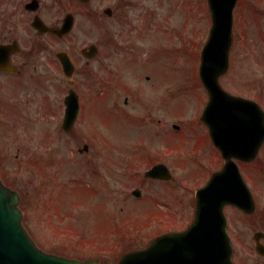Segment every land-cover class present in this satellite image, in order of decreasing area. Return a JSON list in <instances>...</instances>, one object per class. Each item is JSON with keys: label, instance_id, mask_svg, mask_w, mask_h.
Listing matches in <instances>:
<instances>
[{"label": "rangeland", "instance_id": "374dc122", "mask_svg": "<svg viewBox=\"0 0 264 264\" xmlns=\"http://www.w3.org/2000/svg\"><path fill=\"white\" fill-rule=\"evenodd\" d=\"M123 1L91 0L89 8L79 9L75 30L65 42L71 43L73 57L82 47L90 44H96L101 51L97 62L87 68L88 73L95 74L99 83L90 92L93 96L99 93V156L94 155L97 152L94 149L88 154L79 153L84 135L76 134L75 139L72 135L60 133L54 128L53 120L47 121L44 115L38 113L36 96L51 94L46 82L44 89L37 94L36 90L30 89V95H35L28 105L23 106L21 100L24 99L22 95L25 91L16 89L0 74V177L7 186L20 194V208L26 212L24 225L29 231L40 229L47 232L49 227L58 226L60 222L58 218L55 219V214L45 213L47 206L60 212V217L71 212L68 214L70 220L62 223L71 222V226L76 229L79 226L82 235L68 229L63 235H51L48 242L42 243L43 248L79 258H95L100 264L114 259L113 264L137 242H145L133 235L132 240L125 237L113 244V235L110 233L106 236L105 232L108 227H113L111 222L121 213H111L109 216L105 208L107 203L133 205L131 220L135 222L141 219L147 224L156 218L179 212L181 218L176 219L175 223H178V227H186L191 222V212L194 213L193 193L220 166V159L208 143L200 122L201 112L207 103L198 76L200 50L210 29L206 0ZM106 7L113 10L114 17L111 20H106L102 14ZM249 7L262 11L263 18L260 12L256 15L257 25L251 16L252 12L248 11ZM100 11L103 19L98 21L96 13ZM0 42H3V5H0ZM64 46L68 49L67 44ZM120 49H124L127 56L132 53L127 58H119L123 56ZM42 56L39 54L40 59ZM116 58H119L120 63L117 64L121 69L114 66ZM79 63L84 64V61ZM97 69L100 72H96ZM47 71L45 63L39 70L42 78H49ZM78 77L82 78L81 75ZM147 78L149 81L145 82ZM222 78L227 87L225 89L237 95L257 96L252 82L262 85L264 90V0H238L234 11L229 69ZM115 82L117 86L122 84V88L113 85ZM101 84L103 86L99 91ZM140 84L144 86H138ZM127 87L144 108L167 115L168 130L176 121V125L181 128V132L168 133L166 137L167 147L175 156L174 160V157L165 153L167 165L176 179L174 184H177L172 186V192L171 185H163L164 189L156 184L145 185L146 193L143 189L142 196L158 195L132 201L131 197H124V194L138 185V178L147 166L137 164L132 170V180L128 182L125 176L129 168L119 164L116 166L117 171H112L110 165L106 164L110 163L115 153H120L119 157H126L123 152L130 154L131 143L141 139V134L132 130H137L138 124L135 128L128 127L123 114L116 108V98L121 104L125 97L132 99L126 91ZM3 99L16 106L3 112ZM261 99L264 104V94ZM144 108H138L132 100L123 113L133 116L140 111L145 115L148 111ZM138 121L136 119L134 123ZM189 137L201 148L207 149L210 155H198L191 160L184 157L182 153L185 147L192 146V139H188L186 145L185 139ZM131 155L136 157L134 153ZM261 157L264 160V151ZM89 159L99 162L102 176L98 180L103 178L107 183L111 198L105 200L98 191L103 187L90 182L92 179L89 178L88 169H94L95 166L86 164L91 163ZM239 168L247 179L257 180L263 176L252 165ZM249 181L257 201L264 207V186L258 187V184L264 183ZM164 190L167 192L166 197L159 195ZM172 208L173 212H167ZM127 217L126 214L118 219L125 221ZM61 219L63 221L64 217ZM154 222L152 226L157 224L164 227L163 222Z\"/></svg>", "mask_w": 264, "mask_h": 264}, {"label": "flooded vegetation", "instance_id": "af4514ba", "mask_svg": "<svg viewBox=\"0 0 264 264\" xmlns=\"http://www.w3.org/2000/svg\"><path fill=\"white\" fill-rule=\"evenodd\" d=\"M121 1L124 2L123 0H119V2ZM0 5H3V45H9L4 58L10 62L11 66H15L16 71V74L3 72V77H6L13 84L12 86H16V89L21 88V91H25L22 95L24 99L21 100V105H28L31 101L30 99H33L34 95L41 89H44L46 82L51 94L37 95L35 98V106L38 108V113L44 115L43 117L55 118L54 124L58 123V129H61V122L67 108V99L70 96V92H75L78 110L73 128L68 135H72L75 139H77L76 134L84 135L82 138L84 139L82 146L87 149L86 153L91 149H97L99 142H97V136L95 134L98 132L97 126L100 116L99 93L93 96L90 92L93 88H97L99 83L95 79V74L88 73L87 68L97 62L101 51L97 52L93 59L87 61L81 55V50L84 47L73 57L71 54V43H65L70 39L75 30L77 24L76 17L79 9H87L91 4H82L77 0H1ZM102 14L104 15V10H102ZM68 15H72L75 21L71 33L65 36H56L53 34L50 30L56 31L60 29L63 20ZM111 16L107 17L109 18L108 20L114 17L113 10ZM96 17L98 21L103 19L101 11L96 13ZM37 23L41 24L40 29L36 28L35 25ZM28 43L30 44L29 46L26 45ZM64 44L68 45V49ZM120 51L123 53V56H120V58L124 59L128 57L124 49H120ZM39 54L43 55L41 59ZM60 54H63V56L68 55L71 58L75 66L72 78L65 76L59 62L58 56ZM79 61H84V64L79 63ZM45 63L48 66L47 73L49 78L47 79L42 78V75L39 73V70L44 67ZM117 63H120L118 58H116L115 67L121 69ZM96 72H100V69H97ZM43 73L44 71H42ZM78 75H81L82 78L78 77ZM146 80L149 81V78ZM100 88L101 85L99 86ZM30 89L36 90V93L30 95ZM129 96L132 99L126 97L122 100V104L118 100L116 102V108L123 114L127 124H131L134 128L138 124L139 128L136 131L141 134L140 144L149 143V145L146 148H139L140 153L133 160L118 157L113 159V165L118 166L120 163L123 165H131L130 162L135 163L145 160L151 165L166 163L163 145L166 142L168 132L167 116L164 113H158L157 111L144 108L132 95ZM128 99L130 102L134 100L138 108H144L148 113L142 115L138 111V114L133 116L123 113L126 111L125 107L130 104ZM9 102L3 99V112L7 111L10 107L14 108L16 106L15 103L10 104ZM17 105L20 106V104ZM136 119L139 121L134 123ZM79 128L81 130H78ZM194 149L195 147H193ZM113 165L111 166L114 167ZM98 171H101L100 167ZM148 181L151 180H140L137 188L140 190L141 188L144 189V185ZM156 182L167 183L164 181ZM98 185L103 187L101 189L103 193L109 190L104 179H99ZM131 192L130 194H132ZM254 201L256 207L253 212L246 214L239 211V216L234 214L233 220L228 222L227 232L230 236L231 259L234 264H264V255L261 254L264 253V209L257 212L258 205L255 198ZM106 208L112 209L114 212L123 211L124 209V207L118 205ZM235 217H238V220H235ZM146 225L147 223L144 224V228L138 226H126L124 228L113 227L111 233L117 240H122L125 237L132 240L130 235H136L138 238L151 241L152 236L155 234L169 233L177 230V227H163L158 229L146 227ZM68 229L72 233H77V235L82 233L80 227L76 229L69 224L65 227H49L47 232L39 230L36 239L40 243L48 242L52 236L63 235ZM51 231L52 233L50 234ZM256 233H259L257 238L254 237ZM260 234L263 236H260ZM131 244L134 243L131 242ZM141 244L137 242L135 244L137 248L135 249L141 248L138 246ZM61 255L72 257V255L66 253ZM190 260L191 257L184 253L183 249L180 250L178 255L174 249L165 248L163 264H190ZM192 264H199L194 259V255H192ZM220 264L223 263L221 262Z\"/></svg>", "mask_w": 264, "mask_h": 264}, {"label": "water", "instance_id": "95a60500", "mask_svg": "<svg viewBox=\"0 0 264 264\" xmlns=\"http://www.w3.org/2000/svg\"><path fill=\"white\" fill-rule=\"evenodd\" d=\"M88 1V0H81ZM237 0H207L211 13L212 27L207 42L201 52L200 78L203 85L210 94V101L203 112V120L209 127L212 134L225 133L227 136L226 145H219L224 158L226 159L223 170L213 176L209 184L203 188L198 195V210L194 223L188 230L168 236L177 238L180 245L188 247L194 239L199 240L201 248L211 244L208 242L210 232L215 237H222L224 233V217L221 213V203L211 202L210 193L217 181L230 180V186L224 191L223 199L226 202L233 195L240 197L239 176L237 168L231 158L250 159L255 156L257 149L248 145V138L252 136L249 129L253 126V117L249 107L250 103L228 94L222 93L218 87L217 78L222 75L228 67V54L232 42L233 9ZM108 12V11H107ZM72 27V18L68 17L65 24L58 33L59 36L67 34ZM95 51L94 48H90ZM65 71H72V66L67 57L59 56ZM0 69L3 71V46H0ZM253 109L256 110L254 107ZM259 117L255 125V132H260L261 143L264 137L263 116ZM72 124V117L67 109L63 127ZM263 126V129H262ZM259 143V144H260ZM18 197L15 193L4 187L0 181V264H94L93 262L80 263L63 258L46 255L36 248L32 240L26 234L21 224L22 214L17 208ZM213 233V234H214ZM214 236V235H213ZM162 237L143 251L126 255L119 264H161L159 259ZM202 254L206 251H201ZM200 264H207L208 253L200 255Z\"/></svg>", "mask_w": 264, "mask_h": 264}]
</instances>
